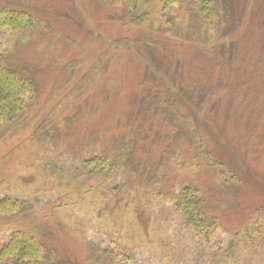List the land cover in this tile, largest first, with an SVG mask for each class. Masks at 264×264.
<instances>
[{"label":"trees","instance_id":"obj_1","mask_svg":"<svg viewBox=\"0 0 264 264\" xmlns=\"http://www.w3.org/2000/svg\"><path fill=\"white\" fill-rule=\"evenodd\" d=\"M148 1L120 0V11L124 12L120 14L115 10L109 13V17L121 20L129 16L128 23L137 27L147 24L148 27L135 43L142 42L144 49L151 54L154 69L151 65L135 66L132 62L121 64L119 59L114 61L111 57L99 58L74 84H71V77L66 79V83L73 86L67 96L79 99L97 75L106 77V72L112 67L111 75L106 77L111 83H107L109 87L105 96L109 99L112 89L116 100L126 103L125 107L105 125L97 117L91 121L95 113L93 106L95 109L97 106H90V99L86 97L83 103L81 99L72 101L71 110L62 114V118L46 114L36 126L40 130H51V141L60 150L58 155L81 157L74 177L87 175L82 182L84 185H80H88L84 195L93 192L89 182L92 183L94 179L100 185H97L98 189L103 190L106 197H112V206H121L125 213L130 212V207L134 211L139 208L141 214L146 208L139 202L140 198L127 196L128 204L125 203V187L128 188L125 181L135 183L140 188L158 183L160 189L166 185L168 187L171 182L168 189L175 213L184 218L196 237L209 240L222 229L218 212L221 204L228 203L237 194L234 193L235 189L228 186L229 191L224 190L223 184L236 183L247 177L250 169L246 163L258 165L261 162L259 158L264 159L263 111L255 118L251 112L247 119L244 118L252 104L249 99L252 89L250 79L252 82L254 78L249 61L244 59L246 56L241 60L245 61L242 65L245 70L240 73L247 76L249 71L250 79L245 76L244 81H227V73L234 70L240 51L241 41L236 36L240 29L247 26V10L253 1L161 0L158 27L146 7ZM70 2L66 0L63 4ZM174 9H178L176 14ZM57 15L68 17L65 11ZM53 22L49 19L41 21L27 10L0 2V126L10 130V134L24 130L30 111L34 109L33 118L36 117L55 95L51 93L48 101L44 102L37 73L23 62H19L23 64L19 65L13 61V58H19L14 56L15 49L20 48L16 50L18 54L27 51L25 39L46 32L44 28L50 29ZM252 26L253 21L248 28ZM257 29L259 27L253 28V31ZM6 31L12 34L7 40L8 45L2 38ZM243 52L251 53V49H244ZM197 58L198 62L195 63ZM207 58L210 63L206 65L204 61ZM117 71L132 80L127 81L128 89L123 92L117 90L118 80H114L113 75ZM258 71L260 86L264 83V71L261 67ZM166 82L169 84L165 85ZM53 84H58L56 88L61 85L59 80ZM228 89L231 92L228 100L227 97L214 98L219 92L225 95ZM237 94L243 95L240 101ZM206 105L209 106V120L200 116ZM232 110L236 114L231 118ZM223 112L227 113L226 119H222L223 126L231 129L230 136L219 134L210 124L216 121L219 127V115ZM0 137L10 138L4 131ZM222 153L229 161L221 156ZM119 167L123 172L118 184L121 185H116L117 188L110 192L105 185L111 182L110 174ZM175 167H187L196 172L211 171L215 184L205 189L185 178L183 180L187 183L179 191L175 190L173 187L178 179H167L169 174L175 173ZM57 168L62 175L63 167L58 165ZM76 182L79 185V180ZM116 200L121 204L117 205ZM130 201L133 202L129 205ZM68 205L60 206L68 209ZM27 208V202L22 198L12 195L0 197V231H6L5 238L0 242V264H116L114 260L118 256L129 258L126 250L117 247L107 249L105 255H98L101 247L92 242L87 245L89 253L86 258L69 256L55 243L52 215H45V222L35 224L30 219L31 223L26 224ZM102 211L101 203L99 213ZM138 219H143V215L138 214ZM247 219H251L252 223ZM259 223L261 219L258 222L250 214L240 225L234 224L233 230L236 235L242 232L241 240H248L251 230L255 232ZM60 224L67 226L64 221H60ZM241 226L246 229L244 233Z\"/></svg>","mask_w":264,"mask_h":264},{"label":"rangeland","instance_id":"obj_2","mask_svg":"<svg viewBox=\"0 0 264 264\" xmlns=\"http://www.w3.org/2000/svg\"><path fill=\"white\" fill-rule=\"evenodd\" d=\"M251 1L253 2L247 10V26L240 29L236 36L241 43L238 58L234 63L235 68L227 73L229 82L244 81L243 77L246 74L242 75L240 72L245 70L242 66L245 61L241 60L246 56L244 59L249 61L254 78L251 82L249 71H247L246 79L249 78L252 83L249 94L252 104L249 105L248 113L246 112L244 118L250 116V112L253 118L262 111L264 115V83L258 86L260 82L258 69L261 67L264 71V0ZM0 2L27 10L41 21L46 19L54 21L50 29L44 28L46 32L25 39L27 51L18 54L16 50L20 48L15 49L14 56L19 58H13V61L17 64L23 62L37 73L36 79L42 86L44 102L48 101V95L51 93L55 95L36 117L33 118L34 109L30 111L24 130L10 134V130H4L1 128L4 126H0V133L4 131L5 135L10 137H0V197L12 195L27 202L26 224L31 223L30 219L35 224L45 222V215H52L51 224L54 227L55 243L65 254L82 259L89 253L87 245L92 242L101 247L98 255H105L107 249L114 247L126 250L129 258L118 256L114 260L117 261L116 264H264L263 157L259 158L261 162L258 165L246 163L250 169L247 177L239 179L236 183L232 181L229 184H223L224 190L230 187L235 189L234 193L237 194L228 203L221 204L218 212L222 219V229L207 240L196 237L184 218L175 213L168 189L171 182L168 187L166 185L164 189L163 187L160 189L158 183L140 188L135 183L125 181L124 184L128 186V188L125 187L127 194L123 197L126 200L125 203L128 204L127 196L140 198L139 202L146 208V211L141 214L139 208L134 211L133 207H130V212L125 213L121 206H112V197L110 195L106 197L103 190L101 192L98 189L100 185L94 179L92 183L89 182L93 192L84 195L88 185L83 187L80 185L83 184L87 175L74 177L75 167L80 166L81 157L58 155L60 150H57L55 147L57 144L51 141V130H40L36 126L46 114H55L62 118V114H67L71 110L72 101L81 99L83 103L86 97L90 99V106H97L96 109L93 106L95 113L92 114L91 121L97 117L105 125L108 124L114 114L126 105L123 101L116 100L112 89L111 95L107 91L110 98L107 99L105 96L106 89L109 87L107 83H111L106 77L111 75L112 67L106 72V77L100 78L97 75L91 82L90 88L80 94L79 99L78 97L71 99L67 96L73 86L68 85L66 79L71 77V84H74L99 58L111 57L114 61L119 59L121 64L132 62L135 66L151 65L154 69L151 54L144 49L142 42L135 43L136 38L148 27L147 24L133 26L128 23L129 16L121 20L111 19L110 12L115 10L120 14L124 12V10L120 11V0H71L66 5L63 4L66 0H0ZM148 2L146 7L151 11L155 26L158 27L161 0ZM63 11L68 14V17L57 15ZM174 11L176 14L178 9ZM252 21L254 27L248 28ZM255 27H259L258 31H253ZM11 36L9 31L3 33L2 38L6 40V45ZM249 48L251 53L243 52L244 49ZM193 54L196 53L193 52ZM197 62L198 58L195 63ZM208 63L210 61L207 58L204 64ZM113 76L114 80H118L117 90L123 92L128 89L127 81L132 80H129L124 73L117 71ZM58 80L61 85L59 84L57 89L58 84L53 83ZM168 84L165 83V85ZM246 84L249 82L246 81ZM229 89L225 95L219 92L214 98L225 99L227 96L231 98ZM242 97L243 95L237 94L239 101ZM84 111L88 112L86 109ZM208 111V105L202 108L201 118L208 119ZM234 114L236 112L232 110L230 117L232 118ZM225 115H227L226 112L219 115L221 120L219 127L216 121L210 124L219 134L230 136L231 129L223 126L222 119H226ZM221 156L225 157L224 153ZM251 157H254L253 154ZM226 160L229 161L227 158ZM255 161L258 162L256 159ZM58 165L64 169L62 175L58 171ZM120 177L123 178V172L119 167L110 174L111 182L105 185L106 189L112 192L114 187L117 188ZM185 178L191 179L192 183H198L205 189L215 184L211 171L196 172L187 167H175V173L167 176L168 181L178 179L173 187L178 191L187 183L183 180ZM76 180H79V185ZM116 202L118 203V200ZM132 202L130 201L129 205ZM65 203L69 204L66 207L68 209L61 208L60 205ZM101 203L103 211L99 213ZM120 204L119 201L117 205ZM52 205L58 209H54ZM138 214L143 215V219H138ZM250 214H253L258 222L261 219L260 226L255 232L251 230V237L248 240H241L242 232L236 235L234 224L240 225ZM60 221L66 222L67 226L60 224ZM249 221L252 223L251 219ZM241 230L243 233L246 231L244 226H241ZM4 233L6 231L3 233L0 231V242L5 238Z\"/></svg>","mask_w":264,"mask_h":264}]
</instances>
